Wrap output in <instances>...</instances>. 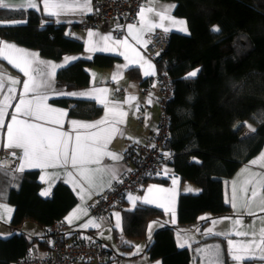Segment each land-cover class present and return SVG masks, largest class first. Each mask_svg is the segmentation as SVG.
<instances>
[{"label":"trees","instance_id":"trees-1","mask_svg":"<svg viewBox=\"0 0 264 264\" xmlns=\"http://www.w3.org/2000/svg\"><path fill=\"white\" fill-rule=\"evenodd\" d=\"M171 1L173 14L185 18L188 33L169 32L168 49L154 60L157 72L170 74L173 84L166 106L169 136L163 149L171 150L169 164L180 180L195 184L199 191L180 193L177 222L156 228L146 252L152 259H160L161 264H190V251L176 244V230L204 226L211 218L229 215L224 181L264 143V0ZM10 21L15 23H7ZM213 26L221 31L213 33ZM0 39L35 48L51 59L83 50L82 41L67 35L63 24L33 9H0ZM117 58L97 53L90 59H79L57 72V82L66 88L85 86L88 67H109ZM197 69L196 77L185 79ZM127 73L140 78L135 67ZM142 84L145 87L146 80ZM52 102L67 104L59 99ZM74 107H69V113L78 117L92 118L101 111L99 105L89 101H77ZM245 121L253 122L255 131L242 136ZM237 125L243 126L237 129ZM38 189L37 171L32 170L21 173L17 189L9 190L7 200L15 211L9 224L11 235L0 237V264H11L25 256L35 242L36 238L20 231L25 220L46 230L75 203L62 182L46 199ZM121 212L127 240L146 239L147 223L164 217L162 210L142 203ZM204 213L209 215L206 219L201 217ZM251 262L245 260L242 264Z\"/></svg>","mask_w":264,"mask_h":264},{"label":"crops","instance_id":"crops-1","mask_svg":"<svg viewBox=\"0 0 264 264\" xmlns=\"http://www.w3.org/2000/svg\"><path fill=\"white\" fill-rule=\"evenodd\" d=\"M63 2L71 7L64 10L50 9L49 11L56 13L55 15H49L44 10L43 0H36L37 8L33 10L51 16L55 23L63 24L67 35L77 37L82 41L83 50L81 52L70 53L59 59H51L41 55L35 48L0 39L2 42L15 45L17 49L23 50L22 52H9V59L19 62V57L25 54H33L28 57L33 61L32 68L41 71L46 70L49 73L52 72V69L46 62L60 65L64 63L65 57H78L71 63L65 64L64 67L57 68L50 77L51 90L47 92L48 98L43 101V105L47 109H56L57 111L51 112L42 108L39 114L24 115L21 112L16 114L17 119L26 121L28 124H35L38 128H47L55 132L66 133L65 137L57 138L68 140L69 157L75 147L77 135L81 137V147L86 149L90 145L95 146L93 140L89 139L90 135L92 133H100L102 136L109 137V142L103 151L116 153L122 158L113 160L107 155H100L98 163L83 165L85 168L92 169H116V179H112L111 175L106 171L98 172L96 174L95 187H90L83 177L80 176L78 170L71 167L70 160L67 166L60 164L56 167L30 166L29 162L23 158V149L9 147L7 133V125L11 123L12 114L15 113V106L19 103L23 92V81L28 79V77L12 63H9V59L0 57V77L3 79V88L0 89V102H4L5 96L15 97L14 99L10 98L6 102L8 105L5 108L7 115L3 118V126H0V165H3L0 168V237H8L12 233L9 224L12 221L15 207L7 200L9 190L11 188L17 189L21 173L35 170L37 171V181L39 182L38 194L42 198H49L58 182L64 183L75 197V203L62 217V221L67 226L65 232V240L67 242H75L83 238L97 239L110 248L108 259L114 264H157V262L161 264L160 259H152L146 252L147 242L156 228L164 224L172 225L177 222V203L180 193H196L199 191L198 186L181 181L180 177L175 174L173 167L167 163L160 174L148 178L136 190L123 194L118 203L120 205L111 214L96 217L91 214V207L104 193L112 189L113 184L125 174L127 165L124 163L123 158L128 148L148 142L158 125L161 109L154 101L153 95L145 94L142 84L143 80H146L147 86L153 88V92L157 93L159 91L155 61L146 57L143 52L147 35L154 31H161L166 34L169 32L187 34L188 32L185 33L179 30L185 26L188 30L187 22L185 18L173 14V1L144 0L141 7L145 9L151 7L155 10L153 13L145 11L144 21H141L138 15L140 7L135 19L131 22L115 23L110 26L103 24L97 28H87L84 22L95 8L94 0H90V10L82 7L84 0H63ZM3 3L7 4L8 7H0V9H20L24 11L32 9L28 7L27 0H3ZM165 8H167L166 14L168 16L175 20H183L186 24H173L171 20L161 22L155 13L164 11ZM7 23H15V21ZM151 23H162L164 28H168L169 31L165 32L161 27L149 30ZM128 25L134 26L131 31H129ZM89 31L93 33L91 37L89 36ZM105 36H110L111 38L104 40L103 37ZM125 40L126 44L123 43ZM116 41H121L122 43L118 44ZM103 48H109L111 51L99 50ZM97 53L109 54L118 58L109 67H88L89 81L85 86L66 88L57 82V72L60 69L68 67L79 59H90ZM131 67L138 69L140 78L129 76L127 69ZM145 72H152L153 74L144 75ZM34 75L38 80L42 78L39 71L34 72ZM10 78L20 82L12 85ZM9 87H13L15 91L9 93ZM102 89L107 91H100ZM120 89L122 90L121 92H119ZM61 93L65 94L62 95ZM70 93H77V95H67ZM81 93L84 95H79ZM25 99H32V94H26ZM55 99L66 101L67 104L53 103L52 101ZM101 100L104 103H100ZM77 101H89L99 105L101 107L99 115L92 118L71 115L69 107H74ZM61 111L64 115L59 114ZM120 112L126 115L121 117L119 116ZM141 113L145 115L146 122L144 125L139 124L137 121ZM57 119L59 123L54 122ZM104 119H107V123L95 128L80 127L81 123L93 124ZM74 120L78 122L77 125L71 123ZM18 127L23 128L25 125H13L14 130ZM113 127L118 129V131L110 133V129ZM103 129H108L109 131H102ZM262 153H264V143L258 153L240 165L224 181L223 196L231 209L229 215L211 218L204 226L193 225L176 230V244L178 247L187 248L190 251V264H193L192 249L203 241L216 238L224 245L227 264H242L245 260H252L251 264H264V232H262V229H264V210H262L264 208V159H260ZM253 160L257 161L256 164L251 163ZM6 162L13 164V168L6 166ZM22 164L24 165V170L19 171ZM68 172L72 173V178L79 182V186L72 182V179L67 175ZM154 178L169 179V182H159ZM80 186L86 190L83 194L80 192ZM189 189H192V191H189ZM46 190L49 194L47 196L41 195ZM253 190L257 192L255 197H252ZM82 195L83 199L81 198ZM146 199L152 201V203H145ZM138 203L162 210L164 217L161 220L147 223L146 239L127 240L122 232L121 210L133 209ZM117 213L119 214V227H117ZM70 214H75L79 218L73 219L69 223L65 218L69 217ZM208 216L207 213L201 215L202 218ZM90 221H94L98 227L91 225L89 227H81V225L88 224ZM20 231L28 238H36L28 254L44 257L49 253L51 245L44 228L33 221L25 220L20 227ZM70 232L76 235L69 237L68 233ZM244 233H247V235H244ZM44 241H46V244L43 243ZM230 241L231 244L229 243ZM181 244L184 246L181 247ZM137 246H139V250ZM236 257L240 259H236ZM71 264L93 263L72 262Z\"/></svg>","mask_w":264,"mask_h":264},{"label":"snow or ice","instance_id":"snow-or-ice-1","mask_svg":"<svg viewBox=\"0 0 264 264\" xmlns=\"http://www.w3.org/2000/svg\"><path fill=\"white\" fill-rule=\"evenodd\" d=\"M44 4V10L48 12L49 15H55L56 13L49 11L50 9H57V10H64L66 8L71 7L67 3H64L63 0H43ZM27 5L29 8L36 9L37 3L36 0H27ZM0 7H8L7 4L3 3V0H0ZM83 8L90 10V0H84V3L82 5ZM174 7V6H172ZM145 11L148 13H153L155 10L151 7L145 9L141 7L140 12L138 15L141 18V21L145 20ZM167 8L164 9V11L156 12L155 15L159 18V20L165 21V20H171L173 24H181L185 25L186 22L183 20H175L172 19L167 14ZM133 25H128L129 31L133 28ZM155 27H161L165 32L169 31L168 28H164L163 24H156L151 23L149 25V30ZM182 32L187 33V27H182L179 29ZM211 31L213 33H219L221 29L218 26H213ZM93 33L89 31V36L91 37ZM110 36L103 37L104 40H109ZM116 43H122L121 41H116ZM123 43L126 44V40L123 41ZM90 50H96V49H90ZM101 51H111L109 48H103L99 49ZM16 51V52H22L23 50L17 49L15 45L7 44L5 42L0 41V57H4L5 59L8 58V53ZM33 54H25L18 58L19 62H16L14 60L9 59V63H12L16 68L20 69L21 72L24 73L28 79L23 81V92L21 93L19 103L15 106V113L12 114L11 117V123L7 125V133L9 137V147H17L23 149L24 153V159L29 162V165L32 167H56L58 164L67 166L70 164L72 168H76L80 174V176L83 177V179L89 184L90 187H95V181L97 179V173L101 171L108 172L109 175H111L112 179H116V169H92V168H85L83 165L91 164V163H98L100 155H107L111 157L113 160H119L122 157L116 153L111 152H105L103 151L106 147L107 143L109 142L108 136H102L100 133H92L89 137V139H92L95 146H88L86 149L81 147L80 141L81 137L79 135L76 136V144L75 147L71 151V156L69 157V149H68V140L66 139H58L57 137L63 138L67 134L62 132H55L52 129L47 128H38L35 124H28L26 121H19L17 119L18 113L23 112L24 115H33L34 113L39 114L43 109L51 112H56V109H47L45 105H43V101L47 100V92L51 90V75L55 72V70L59 67H64L65 64L71 63L73 60L78 59V57H65L64 63L60 65L51 64L50 62H46L48 66L51 67L52 72L49 73L46 70L41 71L39 69H33L32 63L33 61L29 59L28 57ZM139 55V53H137ZM158 55V54H157ZM127 59V57H126ZM151 67V65H150ZM40 72L41 79H37L34 75V72ZM199 69L194 70L187 74L185 79H191L193 77H196ZM152 72H145L144 75H152ZM115 79V77H113ZM20 81L10 78V83L12 85L19 83ZM155 86V85H153ZM3 88V79L0 77V89ZM15 89L13 87L8 88V92L12 93ZM100 91H107L106 89H102ZM32 94V99H25L26 94ZM64 95L65 93H61ZM67 95H77V93H70ZM79 95H84L83 93ZM15 97H4V102H0V126H3V118L7 115L5 112V108L8 106L7 101ZM150 102V101H149ZM100 103H104L103 100L100 101ZM60 115H64V113L61 111L59 113ZM115 115V114H114ZM126 115L123 112L119 113V116ZM55 123H59V120H55ZM119 122V121H117ZM73 125H77V121L71 122ZM107 123V119L97 121L93 124L88 123H81L80 127L83 128H95L101 124ZM16 124H24L25 127L23 128H16L13 129V125ZM243 125H237V129ZM102 131H109L108 129H103ZM118 129L115 127L110 129V133L117 132ZM251 132H254L255 129H251ZM41 133L47 134L42 135ZM153 147H155L153 145ZM14 154V153H13ZM167 155V154H165ZM260 159H264V153L261 154ZM257 161L253 160L251 163L256 164ZM3 165H0V168H2ZM24 170V165L22 164L19 168V171ZM67 175L70 179H72V182L74 184H77L79 186V182L76 181L74 178H72V173L68 172ZM175 183V181H174ZM86 190L80 186V192L83 194ZM189 191H192V189H189ZM49 193L48 191H44L41 193L43 196H47ZM257 195V192L253 190L252 197H255ZM83 199V195L81 196ZM145 203H152L150 200H145ZM235 206V205H234ZM264 210V208H262ZM168 211V209H166ZM86 214V213H85ZM117 227H119V214L117 213ZM79 217L75 214H70L69 217H66L65 219L71 223L73 219H78ZM207 217H204L206 219ZM97 226L94 221H90L88 224H83L81 227H89V226ZM210 231V230H209ZM262 232H264V229H262ZM244 235H247V233H244ZM231 244V241L229 242ZM181 247L184 245L181 244ZM137 249L139 250V246H137ZM236 259H240L239 257H236ZM159 264V262H157Z\"/></svg>","mask_w":264,"mask_h":264},{"label":"built area","instance_id":"built-area-1","mask_svg":"<svg viewBox=\"0 0 264 264\" xmlns=\"http://www.w3.org/2000/svg\"><path fill=\"white\" fill-rule=\"evenodd\" d=\"M143 2L144 0H94L95 8L85 20L84 25L87 28H97L103 24L110 26L115 23L131 22L135 19ZM146 39L143 52L152 60L168 49L169 38L161 31L149 33ZM157 79L159 83L157 93L153 92L150 86L144 87L145 94L153 95L154 101L159 107L161 106L157 129L148 142L128 148L124 155L127 170L113 184L112 189L104 193L92 205L91 213L94 216L111 214L118 208L120 197L123 194L136 190L146 178L157 175L172 158L171 150L163 149V144L169 136L168 117L164 109L173 93L172 78L170 74L158 71ZM121 91L120 89L119 92ZM66 229L67 226L63 221L56 220L46 229L51 245V250L46 256L36 257L27 254L11 264H71L72 262L113 264L107 261L110 253L103 242L91 238L67 242L65 240Z\"/></svg>","mask_w":264,"mask_h":264},{"label":"water","instance_id":"water-1","mask_svg":"<svg viewBox=\"0 0 264 264\" xmlns=\"http://www.w3.org/2000/svg\"><path fill=\"white\" fill-rule=\"evenodd\" d=\"M6 166L13 168L9 162ZM192 260L193 264H227L223 243L217 238L201 242L192 249Z\"/></svg>","mask_w":264,"mask_h":264},{"label":"rangeland","instance_id":"rangeland-1","mask_svg":"<svg viewBox=\"0 0 264 264\" xmlns=\"http://www.w3.org/2000/svg\"><path fill=\"white\" fill-rule=\"evenodd\" d=\"M166 34V33H165ZM168 104V103H167ZM167 106V105H166ZM161 107V106H160ZM161 109V108H160ZM163 109V108H162ZM165 113H166V107H165ZM137 121H138V123L139 124H142V125H144L145 124V122H146V120H145V115L143 114V113H141V114H139V116H138V118H137ZM158 122H159V120H158ZM250 128L251 129H254V124H253V122H251V121H245L244 122V128H243V131H242V136H247V135H250L252 132L250 131ZM156 129H157V127L155 128V130L153 131V132H155L156 131ZM123 161H124V163H125V159L123 158ZM169 163V162H168ZM167 164V163H166ZM165 164V165H166ZM164 167V166H163ZM162 171V170H161ZM161 172H159L158 174H160ZM157 174V175H158ZM149 178V177H148ZM92 214V213H91ZM93 215V214H92ZM96 217H98V216H96ZM59 220H61L62 221V219H59ZM180 230H183V229H180ZM188 230V229H187ZM180 232V231H179Z\"/></svg>","mask_w":264,"mask_h":264},{"label":"bare ground","instance_id":"bare-ground-1","mask_svg":"<svg viewBox=\"0 0 264 264\" xmlns=\"http://www.w3.org/2000/svg\"><path fill=\"white\" fill-rule=\"evenodd\" d=\"M97 240V239H96ZM99 241V240H98Z\"/></svg>","mask_w":264,"mask_h":264}]
</instances>
